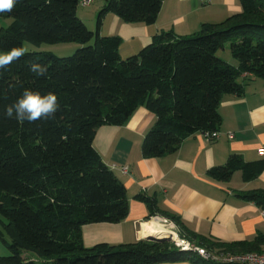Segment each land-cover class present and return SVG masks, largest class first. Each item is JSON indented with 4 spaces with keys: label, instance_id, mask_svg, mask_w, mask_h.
I'll list each match as a JSON object with an SVG mask.
<instances>
[{
    "label": "trees",
    "instance_id": "obj_1",
    "mask_svg": "<svg viewBox=\"0 0 264 264\" xmlns=\"http://www.w3.org/2000/svg\"><path fill=\"white\" fill-rule=\"evenodd\" d=\"M241 11L220 22H205L192 34L164 32L124 58L119 35H102L107 13L129 23L154 24L164 0H107L97 30L78 15L81 0H20L0 14V50L24 42H76L74 55L27 52L0 70V241L10 250L0 264H155L189 259L194 264H224L168 240L140 239L87 247L83 227L118 223L129 214L124 182L108 166L94 140L104 125H123L139 106L155 113L144 137L142 154L157 158L176 152L198 132L219 131L224 95H242L243 75L264 78V0H239ZM219 51L226 55L218 56ZM227 55L237 60L232 64ZM35 62L44 76L29 70ZM25 89L54 93V118L34 123L5 114ZM245 182L264 172V158L247 161L230 154L208 173L230 181L236 171ZM242 196L264 210V188ZM149 206L150 218L158 206ZM162 213L176 224L178 216ZM191 243L233 254L264 251V234L252 240L222 241L179 232ZM28 253L29 255L25 256Z\"/></svg>",
    "mask_w": 264,
    "mask_h": 264
},
{
    "label": "crops",
    "instance_id": "obj_2",
    "mask_svg": "<svg viewBox=\"0 0 264 264\" xmlns=\"http://www.w3.org/2000/svg\"><path fill=\"white\" fill-rule=\"evenodd\" d=\"M107 0H94L78 15L94 23ZM239 0H164L154 24L129 23L113 13L102 20V35L122 38L121 55L130 56L153 42L164 32L187 35L198 31L205 22H220L241 11ZM1 23L2 21L0 17ZM1 24V25H3ZM232 64L237 60L226 57ZM242 95L226 94L220 103L222 124L217 140H208L203 132L186 138L171 154L146 158L142 154L145 135L156 121L146 106H139L123 125H104L96 133L94 144L105 163L124 182L129 203L128 216L118 223H91L83 227L87 247L106 242L122 244L145 239L149 225L168 227L171 221L162 211L178 216L176 231L222 241L252 240L264 234L263 209L242 196L243 191L264 188V172L245 182L239 170L230 181L214 179L209 169L226 163L230 154L245 160L264 158L258 148L264 144V78L243 75ZM232 132L233 137L228 133ZM128 167V172L122 168ZM242 174V172H241ZM241 178V179H240ZM242 180V181H241ZM144 195L158 208L150 218L149 206L139 198ZM10 254L0 241V256ZM29 255L28 253L25 256ZM155 264H194L189 259L161 261Z\"/></svg>",
    "mask_w": 264,
    "mask_h": 264
},
{
    "label": "clouds",
    "instance_id": "obj_3",
    "mask_svg": "<svg viewBox=\"0 0 264 264\" xmlns=\"http://www.w3.org/2000/svg\"><path fill=\"white\" fill-rule=\"evenodd\" d=\"M18 2L20 0H0V14L11 13ZM27 51V48L19 46L0 53V70L6 69L10 64L24 57ZM29 70L37 76H44L47 67L32 62L29 64ZM58 107V98L54 93L48 92L42 95L40 92L25 89L15 103L6 107L5 114L18 121L34 123L37 120L54 118Z\"/></svg>",
    "mask_w": 264,
    "mask_h": 264
},
{
    "label": "built area",
    "instance_id": "obj_4",
    "mask_svg": "<svg viewBox=\"0 0 264 264\" xmlns=\"http://www.w3.org/2000/svg\"><path fill=\"white\" fill-rule=\"evenodd\" d=\"M94 2V0H81V4L83 6H89ZM206 138L210 141H214L220 138L221 133L219 131L214 132H203ZM233 133H228V136L231 138L233 137ZM258 154L264 156V144H262L258 148ZM123 172H128V167L122 168ZM264 215V210H263ZM169 227L176 231V226L173 222H170ZM177 232V231H176ZM178 233V232H177ZM180 239L173 240V242L181 248L183 251H195L200 256L208 260L218 261L224 264H264V251L261 252H248V253H240V254H233L227 252H218L209 250L205 247L195 245L191 243L186 238H183L179 235Z\"/></svg>",
    "mask_w": 264,
    "mask_h": 264
},
{
    "label": "rangeland",
    "instance_id": "obj_5",
    "mask_svg": "<svg viewBox=\"0 0 264 264\" xmlns=\"http://www.w3.org/2000/svg\"><path fill=\"white\" fill-rule=\"evenodd\" d=\"M79 9H85L83 8V5L80 4L79 5ZM98 17H96L94 23L90 22V21H85V24L91 29V30H97L98 27ZM3 21V19H2ZM1 20H0V28H1ZM86 45L84 44H80V43H76V42H60V43H41V44H35L32 42H24L23 47L27 48V52H50L53 53L59 57H68V56H72L75 54V52L84 47ZM0 53H2V51L0 50ZM121 53V52H120ZM224 56L226 55L224 53V51H219L218 52V56ZM123 56V55H122ZM124 57V56H123ZM124 58H127V56H125ZM240 175L241 171H239ZM241 179V178H240ZM242 181V180H241ZM170 242H173V240L171 238L167 239Z\"/></svg>",
    "mask_w": 264,
    "mask_h": 264
},
{
    "label": "bare ground",
    "instance_id": "obj_6",
    "mask_svg": "<svg viewBox=\"0 0 264 264\" xmlns=\"http://www.w3.org/2000/svg\"><path fill=\"white\" fill-rule=\"evenodd\" d=\"M145 233L147 235H153L156 237H169L174 240L180 239L178 236V233L171 229L169 226L168 227H163V226H158V225H149V227L145 230Z\"/></svg>",
    "mask_w": 264,
    "mask_h": 264
},
{
    "label": "water",
    "instance_id": "obj_7",
    "mask_svg": "<svg viewBox=\"0 0 264 264\" xmlns=\"http://www.w3.org/2000/svg\"><path fill=\"white\" fill-rule=\"evenodd\" d=\"M145 239H149V240H167V239H169V237H156V236H153V235H149V236H146Z\"/></svg>",
    "mask_w": 264,
    "mask_h": 264
}]
</instances>
